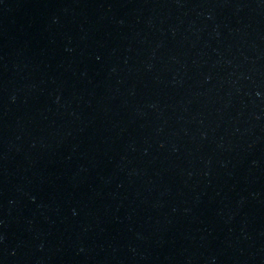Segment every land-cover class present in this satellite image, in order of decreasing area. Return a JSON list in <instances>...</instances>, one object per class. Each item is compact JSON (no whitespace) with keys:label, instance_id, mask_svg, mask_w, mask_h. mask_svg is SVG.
<instances>
[{"label":"water","instance_id":"obj_1","mask_svg":"<svg viewBox=\"0 0 264 264\" xmlns=\"http://www.w3.org/2000/svg\"><path fill=\"white\" fill-rule=\"evenodd\" d=\"M0 264H264V0H0Z\"/></svg>","mask_w":264,"mask_h":264}]
</instances>
